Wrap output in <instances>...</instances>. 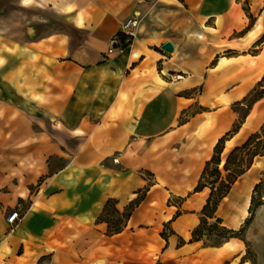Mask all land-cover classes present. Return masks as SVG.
I'll use <instances>...</instances> for the list:
<instances>
[{
  "label": "crops",
  "instance_id": "0c3cea01",
  "mask_svg": "<svg viewBox=\"0 0 264 264\" xmlns=\"http://www.w3.org/2000/svg\"><path fill=\"white\" fill-rule=\"evenodd\" d=\"M246 1L255 28L242 0H0V264H250L238 238L191 241L204 164L236 121L231 106L264 77V42L247 51L264 0ZM132 15L136 38L109 52ZM157 20L178 37L156 34ZM262 124L264 98L221 158ZM262 171L254 158L218 204L226 228L241 224ZM138 195L106 235L105 202L121 213Z\"/></svg>",
  "mask_w": 264,
  "mask_h": 264
},
{
  "label": "trees",
  "instance_id": "16d2710c",
  "mask_svg": "<svg viewBox=\"0 0 264 264\" xmlns=\"http://www.w3.org/2000/svg\"><path fill=\"white\" fill-rule=\"evenodd\" d=\"M125 47L126 45L124 44V37L118 32L116 35V42L114 44V48L122 49ZM256 87L264 88V77H262L261 81L256 85ZM256 87L248 94V96H251L252 93H257ZM261 98H264V90L259 92L255 97L250 100L249 104L246 106V111L242 115L240 120L235 121L231 129L217 140L215 146L213 147V154L211 158L204 164L200 178L197 182V185L194 187L193 192H199L203 188H208L209 194L206 199V203L200 212L199 225L191 233V241H202V244L204 246L216 247L220 246L222 243L226 242L230 238L240 239V237L234 230L219 226L221 225V221L215 216V212L218 207V204L228 194L233 183L238 179V177L244 174L251 167L254 158L264 156V146L259 149L255 147L254 149L249 148L252 142L259 143L262 141L261 143H264V140H261V138L264 137V124L260 126L257 132L251 134L241 146L233 148L228 153L222 167V171L224 174L221 173V171L218 169V166L220 164V155L222 153L224 142L230 139L234 134H236L241 124L243 123L245 117L248 115L252 105ZM246 99L247 96L244 97L241 101H245ZM240 104L241 102H236L234 105ZM240 150H246L250 152V160L245 166L234 165L233 168H230L229 165L231 156H233L234 153ZM207 178L209 181L206 180ZM256 193H264V180L260 179V181L253 187L252 196L250 198V207L248 209V212L250 214L252 212L251 205L254 200L253 195ZM141 199L142 195H138L124 208L121 213L116 210L114 200L109 199L105 202L97 220L106 224V235L111 236L118 234L125 228L126 221L128 220L132 211L138 206ZM177 215H179L178 212L176 213V216ZM208 220H213V223L209 224L207 222ZM248 222L249 219H246L245 224H247ZM208 230L220 231L222 232V234H225L226 237L222 242L213 241L210 244H205L203 242L204 238L206 237L204 235V232ZM159 235L165 242H167V235L165 229H163V231ZM181 243L183 242L180 241V244Z\"/></svg>",
  "mask_w": 264,
  "mask_h": 264
},
{
  "label": "rangeland",
  "instance_id": "374dc122",
  "mask_svg": "<svg viewBox=\"0 0 264 264\" xmlns=\"http://www.w3.org/2000/svg\"><path fill=\"white\" fill-rule=\"evenodd\" d=\"M242 11H243L244 17L246 18V22H247L246 27L248 26V28H250L253 25L252 27L255 28V24H253L254 19L252 18V16L248 12L246 0H242ZM262 11H264V10H260V12L257 14V18H256L257 19V25H256L257 30L262 32V36L255 42V44L253 46H251L247 50L249 53L250 52L254 53L255 50L253 48L255 46H258L260 43L264 42V19H262V15H264L262 13H264V12H262ZM154 23H156V24H153L152 28L154 29V32L156 34L168 35L169 37H174V38L178 37V33L175 30L171 29V25L164 24V23H162V21H159V20H157ZM191 28L193 31L194 25H193L192 21H191ZM243 30L237 34H233L232 37L242 35L243 33L246 32ZM224 53H227V52H224ZM256 88H257V91H256L257 93H255V94L252 93L251 96L247 95V99L245 101H239V102H241L240 105H234L235 104L234 103L231 106V109L234 110L236 113V121L240 120L242 115L245 113L246 106L249 104L250 100L253 97H255L259 92L264 90V88H259V87H256ZM261 140H264V137H262ZM261 142H259V143L252 142L250 144L249 148L254 149V147H255V148L259 149L262 146H264V143H261ZM249 153L250 152H248L246 150H240V151L234 153L233 156H231V158H230V165H229L230 168H233L234 165L245 166L248 163V161L250 160V154ZM224 162H225V159L221 158V156H220V164L218 166V169L221 171L222 174H224L222 171V167H223ZM260 179L264 180V171H262V176ZM206 180L209 181L208 178ZM251 196H252V194H251ZM253 196H254V200H253V203L251 205V209H252L251 214L248 212V209L250 207V203H249L248 209L243 214L245 217L243 218V220H242L241 224L238 226V228L234 231L238 234L241 241L243 242L244 255L240 261H247L250 264H264V193H256ZM246 219H249V222L247 224H245ZM220 221H221V225H219V226L225 227L222 224V219H220ZM207 222L209 224H212L213 220H208ZM204 235L206 236L204 238V241H203L205 244H210L213 241L222 242L224 240V238L226 237V235L222 234V232L215 231V230H208V231L204 232Z\"/></svg>",
  "mask_w": 264,
  "mask_h": 264
},
{
  "label": "built area",
  "instance_id": "2783aa9c",
  "mask_svg": "<svg viewBox=\"0 0 264 264\" xmlns=\"http://www.w3.org/2000/svg\"><path fill=\"white\" fill-rule=\"evenodd\" d=\"M139 28V20L135 15L129 16L126 18L121 26L119 33L124 37V44L127 46L131 45L133 40L136 38L137 32ZM116 42V38L113 39L112 46L109 49V52H112L116 48H114V44ZM120 49V48H119ZM113 163H117V158H112ZM20 215L18 209L10 210L9 213L5 217V223L7 225V232H11L15 225L19 222Z\"/></svg>",
  "mask_w": 264,
  "mask_h": 264
},
{
  "label": "water",
  "instance_id": "95a60500",
  "mask_svg": "<svg viewBox=\"0 0 264 264\" xmlns=\"http://www.w3.org/2000/svg\"><path fill=\"white\" fill-rule=\"evenodd\" d=\"M161 50H163L166 53H171L173 51V46L171 43L166 42V43L162 44Z\"/></svg>",
  "mask_w": 264,
  "mask_h": 264
}]
</instances>
